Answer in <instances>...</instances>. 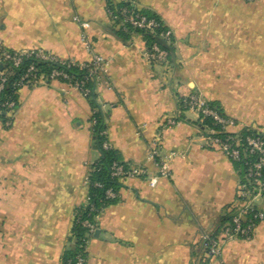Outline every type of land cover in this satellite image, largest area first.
<instances>
[{
	"label": "crops",
	"instance_id": "obj_1",
	"mask_svg": "<svg viewBox=\"0 0 264 264\" xmlns=\"http://www.w3.org/2000/svg\"><path fill=\"white\" fill-rule=\"evenodd\" d=\"M127 1L172 31L166 63L145 58L143 36L125 42L114 33L107 0H0V43L109 63L95 88L108 143L146 174L121 180L117 202L96 218L87 264H200L203 237L233 213L241 177L208 144L199 115L179 103L197 95L237 121L235 131L264 135V0ZM18 104L11 124L0 118V264H62L75 211L88 202V167L99 157L92 109L60 80L22 88ZM155 146L169 177L150 158ZM213 264H264V221L251 240L225 243Z\"/></svg>",
	"mask_w": 264,
	"mask_h": 264
},
{
	"label": "built area",
	"instance_id": "obj_2",
	"mask_svg": "<svg viewBox=\"0 0 264 264\" xmlns=\"http://www.w3.org/2000/svg\"><path fill=\"white\" fill-rule=\"evenodd\" d=\"M121 2H127V0H121ZM108 15L111 20L119 21L120 25L123 27L130 25L135 29L154 33L171 49L174 45L173 33L162 20L147 17L137 11L124 7L119 10L118 15H114L109 10ZM74 21L78 22L79 20L78 18H74ZM81 27L83 30H87L90 25L89 23L84 22L81 23ZM82 39L87 45V37L85 34L82 35ZM33 52H35L39 58L46 61H57L64 64L69 63V65L77 63L73 60L59 59L49 51L42 49L11 51L3 48L0 43V66L2 67V69H0V93L4 89L8 77L11 75L8 68H5V64L10 62L14 67H19L22 64L23 59L30 56ZM169 54L170 52L168 49L161 47L158 43H154L151 48L145 52L144 56L149 62L166 63L169 60ZM86 63L89 64L87 65V68L91 77H96L98 80L108 74L109 63L104 57L96 55L90 62ZM52 80L67 81L69 80V77L63 72L57 70H54L50 75L45 76L39 74L34 65H30L26 72L13 84V86L18 96L20 90L24 87H36ZM66 83L77 88L84 97L90 93V90L85 87L84 82L74 84H71V82ZM15 105V100H10L3 104V107L8 111L9 117H11V119L6 122L7 125L11 124L13 117L12 109ZM184 106L188 110L195 111L200 119L203 117H211L214 120V124L220 127V132L225 135V138L215 136L217 132L211 130L206 138L208 144L221 151L233 163L241 164L244 172L243 178H241L238 187V196L233 208L232 221L223 225L217 236L214 234H208L203 237V247L206 251L200 264H213V260L221 255V248L225 243L236 239L246 241L251 240L260 223L264 221V210L260 205L261 202L264 201V135L252 128L235 131V129L239 127L237 121L211 109L208 103L197 95H190L185 98ZM94 123L95 121H93L91 125ZM175 123L176 122L173 119L167 121L169 126H174ZM243 132L248 133L243 134ZM110 147L111 146L107 141L104 144V148L108 149ZM150 158L158 165L161 176H170L169 163L166 159L160 158L158 147L155 146L151 149ZM93 164L94 163L90 164L88 167V173L85 178L87 186H89L90 183L88 174L92 170ZM145 174L146 170L141 167H134L131 165L126 167L118 162L113 163L111 166V176L119 180H124L130 177H141ZM149 183L154 187L157 183V178L152 177ZM96 186L101 187L100 184H96ZM105 195L108 199H118L119 197V193L112 188L107 189ZM92 210H94L93 207ZM102 212L103 211H101L100 214ZM99 215H97V217ZM84 225L89 229L90 234L95 232L94 224L85 222ZM86 261V258L81 254L76 257V264H85Z\"/></svg>",
	"mask_w": 264,
	"mask_h": 264
},
{
	"label": "trees",
	"instance_id": "obj_3",
	"mask_svg": "<svg viewBox=\"0 0 264 264\" xmlns=\"http://www.w3.org/2000/svg\"><path fill=\"white\" fill-rule=\"evenodd\" d=\"M107 2V9L114 15H118L119 10L124 7L137 11L138 13L147 17L161 20L154 13L146 10H140L129 1L115 3L114 0H107ZM111 21L113 23L114 33L125 42L128 41L132 35L138 34L143 36L147 43L148 49H150L154 43H158L160 45V38L154 33L135 29L130 25L123 27L120 25L119 21ZM160 46L163 47L162 45ZM170 57L171 52L169 54V58ZM83 64L77 62L75 64L69 65V63L64 64L57 61H46L39 58L37 54L33 52L30 56L23 59V62L19 67H14L10 62L5 64V68H8V70L11 72V75L8 77L7 82L4 85V89L0 93V118L3 121H8L11 119V117H9L8 111L5 107H3V104L7 101L15 100L16 105L12 109V112L18 109V96L15 92L13 84L26 72L27 68L30 65H34L37 68L38 73L45 76L50 75L54 70L61 71L69 77V80H63V82H71V84L84 82L85 87L90 90V93L86 96V99L88 100L92 109V117L90 122L92 123L93 121H95V123L91 126V132L93 137V146L94 149L98 152L99 157L98 160L93 164L92 170L88 174L90 180L88 186V202L75 211L71 236L68 239V247L66 248L62 256V264H76V257L79 254H81L87 260L88 241L94 233L90 234L89 229L84 225V223L89 222L94 224L96 227L97 215H99L100 212L103 211L107 206L117 202L118 200L108 199L105 195L106 190L109 188H112L119 193V190L122 187L121 180L113 178L111 176V166L113 165V163L118 162L122 165H125L126 167L128 166V164L122 160L121 156L116 150H114L112 147L108 149L104 148V144L108 141L107 124L106 113L103 110L102 104L99 102L95 90L98 80L96 79V77H91L89 75L87 68V65L89 64ZM179 104L180 108L187 109L184 106V99H181ZM208 105L211 109L217 111L222 115H225L219 105L215 103H208ZM199 127L207 136L209 135V131L214 130L215 132H217L215 136L225 138V135L220 132V127L214 124V120L211 117H203L202 119H200ZM247 133L248 132H243V134ZM236 165L240 173V177L243 178L244 172L242 165ZM96 184H100L101 187H97ZM92 207L94 208V210H92ZM232 218L233 214L228 213L221 221L214 235L217 236L220 233L222 226L230 223L232 221ZM205 251L206 250H204V253ZM85 264H87V261Z\"/></svg>",
	"mask_w": 264,
	"mask_h": 264
},
{
	"label": "water",
	"instance_id": "obj_4",
	"mask_svg": "<svg viewBox=\"0 0 264 264\" xmlns=\"http://www.w3.org/2000/svg\"><path fill=\"white\" fill-rule=\"evenodd\" d=\"M159 43L160 45H162L164 48L168 49L171 54H173V51L172 49L162 40V39H159ZM0 69H2V67L0 66ZM98 234V231L96 232Z\"/></svg>",
	"mask_w": 264,
	"mask_h": 264
}]
</instances>
